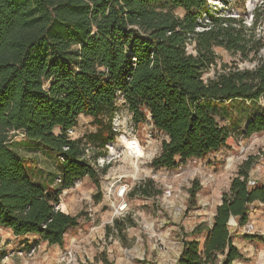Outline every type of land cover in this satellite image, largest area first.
<instances>
[{"label": "trees", "instance_id": "1", "mask_svg": "<svg viewBox=\"0 0 264 264\" xmlns=\"http://www.w3.org/2000/svg\"><path fill=\"white\" fill-rule=\"evenodd\" d=\"M215 47L255 63H223L205 79L219 57ZM263 47L264 0L248 25L212 11L208 0H0V226L63 244L79 214L57 208L58 195L85 176L99 184L105 168L98 171L96 161L104 153L93 148L106 151L117 135L118 99L133 123L148 119L162 135L150 162L155 169H174L226 147L230 129L214 112L223 103L257 107L242 136L264 131ZM80 115L95 128L70 137ZM17 134L56 155L60 181L54 189L29 174L12 144ZM254 160L250 155L238 164L211 224L195 226L194 233L204 232L202 240L181 239L176 264H232L243 257L228 220L244 225L248 206L264 202V183L248 185ZM198 188L193 182L191 200ZM132 190L143 197L161 193L146 185ZM113 224L121 230L119 220Z\"/></svg>", "mask_w": 264, "mask_h": 264}, {"label": "rangeland", "instance_id": "2", "mask_svg": "<svg viewBox=\"0 0 264 264\" xmlns=\"http://www.w3.org/2000/svg\"><path fill=\"white\" fill-rule=\"evenodd\" d=\"M208 2L212 11L242 17L248 25L254 8L262 0ZM174 12L184 13L180 8ZM262 26L261 22L256 27L260 35ZM214 49L219 57L216 65L203 73L205 79L220 71L223 63L241 67L255 63V60H240L221 47ZM187 50L194 52L193 44H188ZM259 56L264 57V47ZM116 103L113 125L117 135L107 143L106 151L93 148L94 152L104 153L96 161L98 171L105 168L99 184L85 176L58 195L57 206L79 214L78 225L65 233L62 245L47 244L35 235L16 236L9 228L0 226V264H176L182 238L202 240L204 232L193 230L199 223L202 228L210 224L221 193L227 190L238 164L254 156L248 185L264 183V131L247 137L241 134L245 120L257 108L255 105L235 100L223 103L224 108H214L218 120L230 129L227 146L205 158H192L166 170L150 165L160 151L162 135L148 119L133 123L122 100ZM94 128L90 117L80 115L69 136H81ZM124 140L135 141L142 150L137 167L133 165L136 158L127 154ZM12 144L26 159L32 178L54 189L58 173L56 155L40 144L25 140L21 134L14 136ZM193 182L199 188L191 200ZM136 185H146L151 190L161 188V193L143 197L132 190ZM248 207L244 225H238L235 217L228 222L234 243L243 254L232 264H264V202L256 201ZM114 219L120 221V231L115 229Z\"/></svg>", "mask_w": 264, "mask_h": 264}, {"label": "bare ground", "instance_id": "3", "mask_svg": "<svg viewBox=\"0 0 264 264\" xmlns=\"http://www.w3.org/2000/svg\"><path fill=\"white\" fill-rule=\"evenodd\" d=\"M124 143H125L126 148H127L128 156L136 158L133 160V165L135 167H137V158L142 153V150L138 147V145L135 141L128 142L127 140H124Z\"/></svg>", "mask_w": 264, "mask_h": 264}, {"label": "crops", "instance_id": "4", "mask_svg": "<svg viewBox=\"0 0 264 264\" xmlns=\"http://www.w3.org/2000/svg\"><path fill=\"white\" fill-rule=\"evenodd\" d=\"M249 177H250V175H249ZM249 180V179H248ZM220 202H218L217 204H219ZM216 204V205H217ZM59 208H60V205L58 206ZM216 207V206H215ZM61 209V208H60ZM61 210H63V209H61ZM63 211H65V210H63ZM66 212V211H65ZM212 221V220H211ZM210 224H211V222H210Z\"/></svg>", "mask_w": 264, "mask_h": 264}, {"label": "built area", "instance_id": "5", "mask_svg": "<svg viewBox=\"0 0 264 264\" xmlns=\"http://www.w3.org/2000/svg\"><path fill=\"white\" fill-rule=\"evenodd\" d=\"M107 146V145H106ZM60 181V178L59 177H57L56 178V182H59ZM58 207V206H57ZM59 208V207H58Z\"/></svg>", "mask_w": 264, "mask_h": 264}, {"label": "water", "instance_id": "6", "mask_svg": "<svg viewBox=\"0 0 264 264\" xmlns=\"http://www.w3.org/2000/svg\"><path fill=\"white\" fill-rule=\"evenodd\" d=\"M58 208V207H57ZM233 219V216H230L228 222H230Z\"/></svg>", "mask_w": 264, "mask_h": 264}]
</instances>
